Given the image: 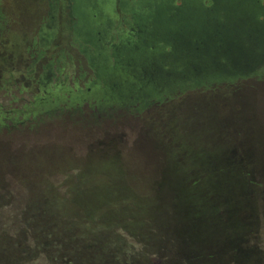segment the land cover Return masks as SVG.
I'll use <instances>...</instances> for the list:
<instances>
[{"label": "trees", "instance_id": "1", "mask_svg": "<svg viewBox=\"0 0 264 264\" xmlns=\"http://www.w3.org/2000/svg\"><path fill=\"white\" fill-rule=\"evenodd\" d=\"M65 2L74 23L73 3ZM182 3L117 0L116 6L115 0H86L80 8L94 44L112 63L109 39L119 22L116 7L122 23H128L122 35L130 38L138 25L145 32L144 26L158 21L157 12L177 15L169 19L182 16L165 11ZM242 3L218 0L223 11L206 17L244 19L236 13ZM228 7L235 12L225 13ZM84 59L93 70L90 57L84 54ZM263 79L260 71L200 81L142 104L89 106L123 108L138 120L142 133L131 144L116 136L88 140L81 156L100 150L101 159L91 158L82 169L77 164L67 168L66 179L74 176L70 185L66 179L60 188L48 181L23 201L0 196V264H264V151L256 92H246ZM191 98L193 110L184 114ZM168 103L171 107H164ZM161 107L164 122L143 119L147 110ZM197 110L205 116L199 118ZM131 167L144 172L134 183L125 181Z\"/></svg>", "mask_w": 264, "mask_h": 264}, {"label": "rangeland", "instance_id": "2", "mask_svg": "<svg viewBox=\"0 0 264 264\" xmlns=\"http://www.w3.org/2000/svg\"><path fill=\"white\" fill-rule=\"evenodd\" d=\"M115 11L119 22L109 39L112 46L128 27L117 7ZM75 39L65 0H0V196L8 202L35 197L39 186L48 181L60 188L67 168L77 164L82 169L91 158L100 160V150L92 157L91 153L81 156L89 141L116 136L128 138L131 144L142 133L138 120L123 108H88L92 100L67 106L76 93L87 92L94 78ZM257 51L261 56L262 51ZM244 86L248 90L249 85ZM246 92L249 96L256 92L264 151V79ZM193 99L185 102L184 114L193 110ZM164 111L150 108L141 114L146 121L164 122ZM49 113L54 115L47 117ZM195 114L205 116L200 110ZM137 175L144 172L131 167L125 181L134 183ZM66 182L72 184L74 176ZM260 246L264 250V230Z\"/></svg>", "mask_w": 264, "mask_h": 264}, {"label": "water", "instance_id": "3", "mask_svg": "<svg viewBox=\"0 0 264 264\" xmlns=\"http://www.w3.org/2000/svg\"><path fill=\"white\" fill-rule=\"evenodd\" d=\"M240 22L230 16H200L197 11L166 21L159 17L152 37L168 49L138 51L109 69L102 77L105 88L99 97L129 100L140 96L145 86L171 87L178 81L211 78L229 68L248 77L242 72L259 60L257 50H264V21L250 23L249 29Z\"/></svg>", "mask_w": 264, "mask_h": 264}, {"label": "flooded vegetation", "instance_id": "4", "mask_svg": "<svg viewBox=\"0 0 264 264\" xmlns=\"http://www.w3.org/2000/svg\"><path fill=\"white\" fill-rule=\"evenodd\" d=\"M73 5H72V11L73 15L75 17L74 23H73V33L76 37L77 43L80 44L81 49L85 55L90 57L91 64L94 70V78L90 81L88 85V90L87 92H78L73 96V99L71 100L72 103L67 105L72 107L73 105L76 104L77 101L78 103H81L83 100H92L96 105H101V106H123L126 103H139L142 104L145 102L147 99H156V98H164L166 94H169L177 89L181 90H186L191 85H197L198 82L200 81H206L209 82L211 80H219V79H232L237 76H239V72L233 69H227L226 71H220L217 75L207 78V79H198V78H193L190 80H185V81H178L175 82L173 86H154L151 88L150 86H145L141 92L140 96H134L131 99L127 100L124 98H116V96H110V98L107 99H102L99 97V91L105 88L103 82H102V77L110 71L109 69L116 67L121 61L125 60V58L131 57V55L135 54L138 51H150V50H155L157 47H163L164 45L157 44L156 40H154V33L156 32V19H154L152 22L148 23L146 26L145 32L140 30V26L138 25V32L132 37L127 38L124 37L123 35L119 36V42L116 45H113V53H112V58L114 59L112 63L109 61L108 55L103 53L104 48H99L98 45L94 44V41L96 42L97 40L94 39V36L90 33V27L87 24H83V14L81 11L80 6L84 1L86 0H71ZM188 1V3H186ZM214 4H212L209 7H204L201 3L198 5L192 4L191 0H182V4L179 6H170L169 9H166L165 11H175V12H180L181 15H185L187 12L190 14L192 11L199 13L200 16L206 17L207 15H216L219 13V11H223L224 6L218 5V0H213ZM249 0H241L243 10H237L240 16L244 19L241 20V24L243 26H248L249 21L251 20L252 23H257V22H263L264 21V5L260 4L261 0H252V3L254 6L252 8H248ZM173 2V0H172ZM191 2V3H190ZM241 5V4H240ZM194 6H197V9L194 8ZM227 10H229L230 13H233L235 11L231 10L229 7L225 8V13H228ZM157 15L161 18L162 21H166L169 18L176 17V14H173L172 17H168L165 15L163 11L157 12ZM176 19V18H175ZM237 19V18H235ZM151 25L150 30L148 29V26ZM148 31V32H147ZM99 34V33H97ZM141 34V35H140ZM93 39V40H92ZM126 42V45H123V43ZM91 47V49L89 48ZM166 48V46H165ZM164 48V50H165ZM168 48H166L167 50ZM262 54L259 57V60L255 63H251L249 67H247L244 70V73L242 74L245 75H254L257 72L264 71V50H261ZM152 53V52H149ZM241 76V75H240ZM185 83V84H184ZM185 87V88H183ZM86 98V99H83ZM17 122V121H16ZM18 123V122H17Z\"/></svg>", "mask_w": 264, "mask_h": 264}]
</instances>
